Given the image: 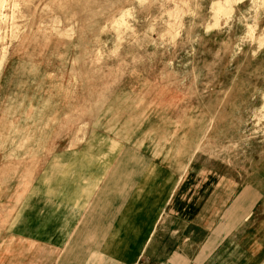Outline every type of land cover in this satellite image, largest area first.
Masks as SVG:
<instances>
[{"label":"rangeland","instance_id":"374dc122","mask_svg":"<svg viewBox=\"0 0 264 264\" xmlns=\"http://www.w3.org/2000/svg\"><path fill=\"white\" fill-rule=\"evenodd\" d=\"M190 115L264 173V0H0V243L58 157L102 162Z\"/></svg>","mask_w":264,"mask_h":264},{"label":"crops","instance_id":"0c3cea01","mask_svg":"<svg viewBox=\"0 0 264 264\" xmlns=\"http://www.w3.org/2000/svg\"><path fill=\"white\" fill-rule=\"evenodd\" d=\"M172 124L102 162L58 157L40 207L1 239L0 264H258L257 159L213 121Z\"/></svg>","mask_w":264,"mask_h":264}]
</instances>
